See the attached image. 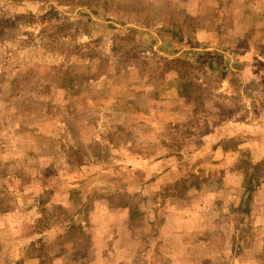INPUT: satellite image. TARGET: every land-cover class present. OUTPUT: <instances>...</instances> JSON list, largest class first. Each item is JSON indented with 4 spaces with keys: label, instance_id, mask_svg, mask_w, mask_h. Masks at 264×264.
Here are the masks:
<instances>
[{
    "label": "rangeland",
    "instance_id": "374dc122",
    "mask_svg": "<svg viewBox=\"0 0 264 264\" xmlns=\"http://www.w3.org/2000/svg\"><path fill=\"white\" fill-rule=\"evenodd\" d=\"M185 1L0 0V264H92L106 207L115 264H264V96L191 49L264 54V0Z\"/></svg>",
    "mask_w": 264,
    "mask_h": 264
},
{
    "label": "crops",
    "instance_id": "0c3cea01",
    "mask_svg": "<svg viewBox=\"0 0 264 264\" xmlns=\"http://www.w3.org/2000/svg\"><path fill=\"white\" fill-rule=\"evenodd\" d=\"M193 1L194 0H186V5L183 8H187L186 10H188L189 13L191 12L193 15H196L197 10L195 11L192 6ZM176 6L178 7L177 3ZM178 8H182V6ZM224 34L225 33L222 31V34L218 35V39H216L214 43H211L209 41L210 34H207L204 28L201 29L197 33V39L201 43V45L191 48L192 50L195 49L197 50V52H200L199 54L194 56V60H198L200 57L205 56L207 58V68L211 71L219 73L224 72L230 76L240 78L242 80V83L244 82L241 89L243 93H246L248 95L247 97H249L248 100H245L247 108L250 110L253 108H258L256 95L258 93H261L262 96H264V54L261 52V50L259 51L258 49L260 48H257L256 46V44H258L257 39L252 40L253 44H251L253 46L237 49L229 45L227 39L223 37ZM176 55L178 56V54ZM260 100H262L263 102L262 107L259 108V111L257 110L256 113H254V116L250 113L252 119L249 120V123L258 124L259 122H264V119H262L264 118V97ZM253 117L255 118V120H253ZM69 187L70 189L74 188L73 185H69ZM69 201V197L67 199H63L62 197L54 199L53 202H55L56 204L65 205V203H68ZM115 212L116 211L109 210L107 207L102 208V211L100 212H91L89 215L90 221H92L91 219L93 216L97 217L98 215L101 217V220L104 219L105 222L99 226L100 228H97L98 224L93 223L97 227L94 226L91 228L94 230V234L89 240L88 245L85 246V249H83L82 247L81 249H76L74 245H72V247H69V249H71V253L77 255L81 252L80 257L85 255V253H88V256L92 254V258H94L92 259V264H100V262L103 261H105L107 264H115L110 261V259H112L113 256L117 257L118 253L122 255V257H126V254H123L120 249L128 251L127 249L123 248H130L131 250L132 247L130 246V240L133 237L132 233L127 228H125L124 230L122 229L120 235L118 231H115L114 233L113 227H106L109 226V224H114V216L116 215L114 214ZM43 234L46 235L47 233ZM57 234L61 236L65 235V228L60 229ZM122 237L125 238L123 240H126L129 245L123 247L125 244L123 242L122 247L120 248ZM62 260H64V257H62ZM121 260H118L116 263L119 264ZM78 261H80V258ZM39 263L42 264V262L40 261Z\"/></svg>",
    "mask_w": 264,
    "mask_h": 264
}]
</instances>
